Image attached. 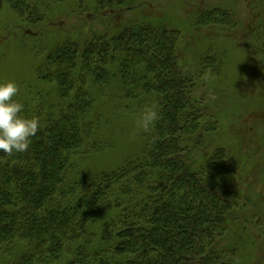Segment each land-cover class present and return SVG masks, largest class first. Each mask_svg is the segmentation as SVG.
<instances>
[{"label":"trees","instance_id":"trees-1","mask_svg":"<svg viewBox=\"0 0 264 264\" xmlns=\"http://www.w3.org/2000/svg\"><path fill=\"white\" fill-rule=\"evenodd\" d=\"M5 1L21 18L42 22L45 14L30 9L29 0ZM148 22L132 19L115 33L64 42L38 66L39 78L59 96L53 103L41 97L37 109L18 101L40 128L26 152H0V255L30 245L6 264H194L208 251L209 258L221 254V240L211 239L222 231L216 223L226 225L230 195L225 183L216 191L195 169L188 145L213 119L185 70L179 32ZM113 91L119 101L113 96L107 107L139 116L154 104L160 118L119 165L88 172L83 160L110 147L92 139L103 123L94 110Z\"/></svg>","mask_w":264,"mask_h":264},{"label":"rangeland","instance_id":"rangeland-1","mask_svg":"<svg viewBox=\"0 0 264 264\" xmlns=\"http://www.w3.org/2000/svg\"><path fill=\"white\" fill-rule=\"evenodd\" d=\"M29 1L30 9L39 7L40 15L45 14L38 25L35 17L21 18L25 15L0 0V81H15L20 91L14 99L28 101L29 108L43 96L51 103L59 96L55 86L39 78L37 68L50 49L64 42L82 43L108 29L115 33L132 19L180 33L174 31L185 70L194 75L198 99L213 119L207 129L200 126L195 141L188 142L192 163L216 191L219 182L225 183L230 195L226 225L216 223V232L222 231L211 239L221 240V254L209 258L208 251L194 264H264V50H259L262 40L248 30L251 19H258L255 0H127L121 7H115L117 0ZM125 7L133 9L119 13ZM197 18L203 22L199 27L194 25ZM112 86L119 92V84ZM113 96L119 101L113 91L99 101L105 105L97 104L94 110L103 123L92 140L100 146H107V141L110 147L83 160L81 168L88 172L110 170L143 145L144 132L131 135L139 116L107 107ZM215 154L220 157L216 163ZM13 247L12 256L30 251L29 244ZM10 254L3 251L0 264L11 260Z\"/></svg>","mask_w":264,"mask_h":264},{"label":"clouds","instance_id":"clouds-1","mask_svg":"<svg viewBox=\"0 0 264 264\" xmlns=\"http://www.w3.org/2000/svg\"><path fill=\"white\" fill-rule=\"evenodd\" d=\"M19 91L15 81H0V152L7 155L26 152L40 128L39 118L26 116L24 105L14 99ZM159 118L157 106L146 104L131 135L149 132Z\"/></svg>","mask_w":264,"mask_h":264},{"label":"flooded vegetation","instance_id":"flooded-vegetation-1","mask_svg":"<svg viewBox=\"0 0 264 264\" xmlns=\"http://www.w3.org/2000/svg\"><path fill=\"white\" fill-rule=\"evenodd\" d=\"M256 4V11L259 12L257 14L258 19H251L252 21L249 24L248 30L249 34L251 36H254L256 40H262L261 44L262 47L259 48V50L263 51L264 50V0H255L254 1ZM258 9H261L258 11Z\"/></svg>","mask_w":264,"mask_h":264}]
</instances>
